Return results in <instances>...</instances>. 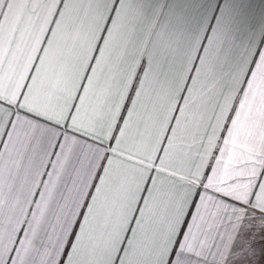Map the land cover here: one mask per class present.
Returning <instances> with one entry per match:
<instances>
[{"label":"snow or ice","instance_id":"1","mask_svg":"<svg viewBox=\"0 0 264 264\" xmlns=\"http://www.w3.org/2000/svg\"><path fill=\"white\" fill-rule=\"evenodd\" d=\"M0 264H264V0H0Z\"/></svg>","mask_w":264,"mask_h":264}]
</instances>
